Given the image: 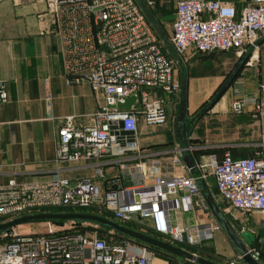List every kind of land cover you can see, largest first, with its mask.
Returning <instances> with one entry per match:
<instances>
[{
    "label": "built area",
    "instance_id": "1",
    "mask_svg": "<svg viewBox=\"0 0 264 264\" xmlns=\"http://www.w3.org/2000/svg\"><path fill=\"white\" fill-rule=\"evenodd\" d=\"M35 1L46 5L40 17H50L61 39L68 81L86 82L103 94L93 124L76 125L68 116L58 131L57 162H90L95 171L94 176L75 178L61 172L35 181L9 178L0 184V223L46 208L91 209L96 215L111 213L124 226L146 224L169 243L198 246L221 225L180 226L172 223L170 215L183 207L191 210L195 204L207 209L199 181L210 175L227 212L264 217V155L210 154L196 163L195 175L168 176L160 172L159 153L142 151L140 121L150 127L165 125L168 110L158 93L178 94L182 84L136 0ZM262 37L264 0L248 3L240 16L232 3L221 0L178 1L172 42L180 57L192 49L235 50L242 55L250 48L254 54ZM131 96L137 97L131 110L120 109L119 104ZM8 100L6 83L0 80V104ZM249 104L264 125V85L257 96L235 99L232 112L245 113ZM171 163L182 166V159L173 154ZM110 166H118L119 171L109 177L106 167ZM150 172L155 173L152 178ZM126 179L136 183L126 184ZM0 239L4 240L0 264H153L159 257L152 246L126 234L103 232L97 226L81 232L77 225L52 220L47 233L21 234L12 228L0 231ZM249 252L260 261L256 249Z\"/></svg>",
    "mask_w": 264,
    "mask_h": 264
},
{
    "label": "crops",
    "instance_id": "2",
    "mask_svg": "<svg viewBox=\"0 0 264 264\" xmlns=\"http://www.w3.org/2000/svg\"><path fill=\"white\" fill-rule=\"evenodd\" d=\"M19 1L0 2V80L5 81L9 94L8 102L0 104V184L11 177L35 181L57 172L73 178L94 176V163L57 162L58 131L68 116L74 117L76 125L93 124L95 113L104 103L103 94L86 82L68 81L56 27L50 17H40L46 5L35 0H30L33 4L28 5L9 4ZM178 1L136 0L164 53L173 61L174 74L182 84L178 94L158 93L168 110L165 125L150 127L140 121L142 151L159 153L160 172L168 176L195 175L194 164L210 154L222 157L231 152L236 158L264 155V125L253 116V104L239 115L231 109L235 99L257 96L264 85V37L254 54L250 48L242 55L235 50L200 53L192 49L179 57L172 42ZM221 1L232 3L240 16L253 0ZM252 55L255 58L250 62ZM235 72L225 92L212 103L213 97ZM173 154L181 157L182 166L172 165ZM118 171V166L106 167L109 177ZM149 175L152 178L155 173ZM125 183L136 181L126 179ZM199 187L202 196L210 192L224 212L223 205L226 207L227 203L218 192L215 177L210 175L200 180ZM210 213L213 215L209 205L205 209L195 204L191 210L183 207L171 211L170 216L172 223L180 226L219 223L214 215L213 222L207 221ZM258 215L261 217L256 224L261 220L264 227V217ZM222 230L221 225V230L199 246L207 240H216L215 251L231 258L234 254L226 238L229 236ZM153 264L197 263L180 257L159 256Z\"/></svg>",
    "mask_w": 264,
    "mask_h": 264
},
{
    "label": "water",
    "instance_id": "3",
    "mask_svg": "<svg viewBox=\"0 0 264 264\" xmlns=\"http://www.w3.org/2000/svg\"><path fill=\"white\" fill-rule=\"evenodd\" d=\"M244 62V61H243ZM235 73H233L230 79L222 86V88L218 91V93L213 97L212 103H214L217 99L221 97V95L225 92L230 82L234 79ZM136 96H131L126 99L124 103H120L119 107L123 110H131L132 106L136 103ZM184 128V127H183ZM186 131V128H184ZM195 166V164H194ZM204 198L209 205L211 212L213 213L216 220L222 225L224 231L227 233L229 238L231 239L234 246L242 255L246 264H263L260 261L256 260L251 253L249 252L248 247L246 246L242 236L239 231L241 228L236 227L222 209L219 207L215 199L213 198L210 192H204ZM41 220H52V221H65V220H85V221H94L101 223L103 225L109 226L115 231L119 233L126 234L140 242L146 243L150 246L158 247L164 251H167L177 257L190 260L197 264H223L208 258L202 257L196 253L190 252L188 250L183 249L182 247L169 243L167 241L152 237L148 234H145L140 231H136L130 227L124 226L116 221L108 219L106 217L87 213V212H64V213H56V212H43L36 214L24 215L8 222L0 223V231H8L15 226L25 223V222H33V221H41Z\"/></svg>",
    "mask_w": 264,
    "mask_h": 264
},
{
    "label": "rangeland",
    "instance_id": "4",
    "mask_svg": "<svg viewBox=\"0 0 264 264\" xmlns=\"http://www.w3.org/2000/svg\"><path fill=\"white\" fill-rule=\"evenodd\" d=\"M33 4L32 1L30 0H20L19 2H15V3H10V5H28V4ZM35 5V4H34ZM179 56V55H178ZM180 57V56H179ZM178 73L180 74V68L179 66H176ZM223 209L225 214L227 215L228 219L236 226L241 228V231H239L240 235L242 236L246 246L248 247V249L252 248V249H256V251H258L260 253V262L264 263V227L261 226L262 222L261 220H259L258 224H256V221L258 219H260V215L256 214V213H246V212H227L225 210V206L223 205ZM68 212H83V211H87L88 209H81V208H67L65 209ZM25 214H21L18 216H23ZM214 217L213 215L210 213L207 221L213 222ZM51 220H41V221H33V222H25V223H21L17 226L14 227V229L16 231H18L21 234H29V233H47L48 232V223ZM71 223L73 225H77V227H90V228H94L97 225L91 222H83L81 225L77 224L76 222H69V221H64L62 223H60L61 225H66V226H70ZM214 223V222H213ZM79 225V226H78ZM58 227V225H57ZM89 228V229H90ZM222 232L224 233V231L222 230ZM225 235V234H224ZM226 236V235H225ZM227 241L229 242V244L231 245L232 249H233V254L234 256L231 258H227L228 261L227 263L224 264H230L231 261L236 260V264H242V262H244L241 258V254L240 252L237 250V248L232 244V242L229 240V238L226 236ZM4 240L0 239V243H3ZM213 244H216V240H207L205 241V244H203L202 247L203 249L208 250V252H213L218 254L215 251V248L213 246ZM199 246V245H198Z\"/></svg>",
    "mask_w": 264,
    "mask_h": 264
},
{
    "label": "trees",
    "instance_id": "5",
    "mask_svg": "<svg viewBox=\"0 0 264 264\" xmlns=\"http://www.w3.org/2000/svg\"><path fill=\"white\" fill-rule=\"evenodd\" d=\"M67 208H72V207H66V208H61V207H58V208H46V209H43V212L64 213V212H68L67 210H65ZM83 212H87V213L90 212V213H92L93 211L91 209H88L87 211H83ZM97 214L98 215H101L103 217H106L108 219H111L113 221H117L115 219V217L111 213H107V212L99 213V212H97ZM72 221L76 222L79 225H81L83 222H91V223H94V224L97 225L98 229L100 231H103V232L115 231L114 229H112L109 226H106V225H103L101 223L94 222V221H85V220H72ZM55 222H57V223L60 224V223H62L64 221H55ZM126 226L127 227H130V228H132V229H134L136 231H140V232H143L145 234H148V235H150L152 237H155V238H158V239H162V237L157 232H155L153 229H151L150 227H148L146 224H142V223H139V222H130V223H127ZM78 228L80 229L81 232H83L88 227H81L80 226ZM178 246L182 247L185 250H188V251L193 252V253H197L198 255H200L202 257L208 258V259L213 260V261H216V262L227 263V261H228V259L226 257H224L222 255H219V254H216V253H213V252H208V250L203 249L200 246H189V245H184V244H180ZM152 248L158 252L159 256H166V257H169V259H171V258H177V256H175V255H173V254H171V253H169L167 251H164V250H162V249H160L158 247L152 246Z\"/></svg>",
    "mask_w": 264,
    "mask_h": 264
}]
</instances>
